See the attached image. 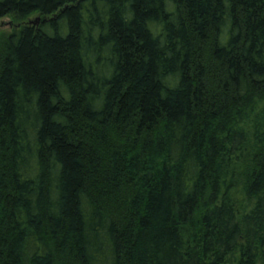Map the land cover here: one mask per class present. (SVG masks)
Instances as JSON below:
<instances>
[{
	"label": "trees",
	"instance_id": "1",
	"mask_svg": "<svg viewBox=\"0 0 264 264\" xmlns=\"http://www.w3.org/2000/svg\"><path fill=\"white\" fill-rule=\"evenodd\" d=\"M4 16L0 264H264V0Z\"/></svg>",
	"mask_w": 264,
	"mask_h": 264
},
{
	"label": "rangeland",
	"instance_id": "2",
	"mask_svg": "<svg viewBox=\"0 0 264 264\" xmlns=\"http://www.w3.org/2000/svg\"><path fill=\"white\" fill-rule=\"evenodd\" d=\"M35 16H32L30 20H34ZM16 22L11 16H4L2 19H0V35L9 33L13 30V28L16 26ZM212 46L209 44L203 45L199 48L200 54L199 57L201 59V63L205 65L206 67H215L216 64L211 60L210 58V48Z\"/></svg>",
	"mask_w": 264,
	"mask_h": 264
}]
</instances>
